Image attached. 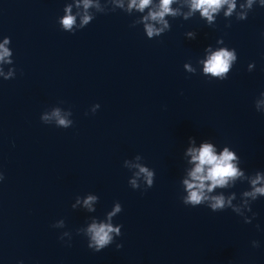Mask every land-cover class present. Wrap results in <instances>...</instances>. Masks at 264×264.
<instances>
[{"label": "water", "instance_id": "water-1", "mask_svg": "<svg viewBox=\"0 0 264 264\" xmlns=\"http://www.w3.org/2000/svg\"><path fill=\"white\" fill-rule=\"evenodd\" d=\"M67 2L0 0V43L10 37L16 69L14 79L0 80V264H264V198L252 203L251 224L180 201L189 146H229L246 174L264 172V114L255 110L264 99V8L254 6L244 21L222 11L212 26L198 13L169 18L170 30L149 40L142 25L130 27L141 14L120 10L63 32L57 20ZM209 46L236 51L225 80L202 74L197 61ZM55 106L71 110L72 127L41 123ZM136 155L155 172L146 191L129 187L122 166ZM247 189L237 182L224 191L238 200ZM88 194L99 198L96 211L71 208ZM115 202L121 236L93 252L76 231L104 222ZM61 219L65 227H51ZM64 232L70 241L59 239Z\"/></svg>", "mask_w": 264, "mask_h": 264}, {"label": "clouds", "instance_id": "clouds-1", "mask_svg": "<svg viewBox=\"0 0 264 264\" xmlns=\"http://www.w3.org/2000/svg\"><path fill=\"white\" fill-rule=\"evenodd\" d=\"M126 5V6H125ZM176 5L175 7H173ZM254 6L264 8V0H70L63 8V16L59 17L57 23L63 32L74 33L85 28L97 14H107L120 10L129 16L133 12L141 14L139 19H134L130 27L142 25L143 33L149 40L160 37L171 28L169 18L172 20L182 17L185 21L195 16L206 21L207 26H212L216 22V17L223 11V18L236 21H244L248 14L253 11ZM186 8L187 11H182ZM74 9L76 10L73 14ZM79 17V23L77 18ZM226 24L225 27H230ZM186 37L189 40L195 39L194 32H187ZM10 37H3L0 43V80L8 81L16 76V69L13 65V53L9 47ZM217 44H223V39H218ZM206 56L203 60H198L202 64V74L209 79L225 80L233 65L237 61L235 49L219 47L213 50L211 46L204 49ZM5 66L7 71H5ZM255 65L250 63L247 71H253ZM183 69L192 75L196 74V68L190 63H185ZM264 98V92L260 93ZM63 103V102H61ZM264 99L256 101L255 110L264 114L261 105ZM100 108L99 104H94L89 109L91 114H95ZM88 115V113H85ZM70 109H64L59 106L52 107L40 115V121L44 125H53L60 129H68L73 126ZM189 144L194 145L195 140L189 138ZM184 155L189 157L188 164L190 170L186 173V178L180 181V187L183 195L180 201L184 206L198 207L205 206L211 212L218 213L230 210L236 216L242 218L244 224H251L256 214L252 212L251 205L258 198H264V172L256 171L253 174H246L239 165L240 158L229 148L223 146L218 150L213 142L204 141L196 146H189ZM134 161L124 160L123 167L131 173L128 179V185L133 190L146 191L154 184L155 172L142 163V157L136 155ZM134 170V171H133ZM4 176L0 173V181ZM237 182L248 185V189L240 193L237 200L235 192H229L225 195L224 190L232 189ZM98 196L88 194L86 197H76V203L71 205L75 209L77 205H82L88 212H94L93 207L98 203ZM236 201V203H234ZM122 211L119 202H115L110 211L106 213L104 222L93 220L85 229H78L76 235L81 234L87 240V247L93 252H100L114 243L115 238L121 236L122 225H113V218ZM247 213H252L251 216ZM52 228L65 227L64 220H58ZM259 229V225L255 226ZM70 241L72 235L70 232H64L59 239ZM252 248L260 247L258 241H251ZM122 248V244L117 243L116 249Z\"/></svg>", "mask_w": 264, "mask_h": 264}]
</instances>
